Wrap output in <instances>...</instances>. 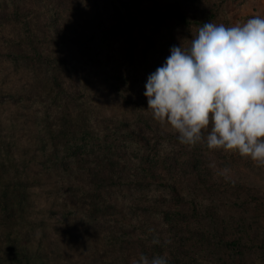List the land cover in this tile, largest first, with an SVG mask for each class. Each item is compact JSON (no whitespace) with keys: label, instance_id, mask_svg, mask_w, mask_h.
Segmentation results:
<instances>
[{"label":"rangeland","instance_id":"obj_1","mask_svg":"<svg viewBox=\"0 0 264 264\" xmlns=\"http://www.w3.org/2000/svg\"><path fill=\"white\" fill-rule=\"evenodd\" d=\"M254 15L264 0H0V264H264V167L181 144L143 95L204 22Z\"/></svg>","mask_w":264,"mask_h":264},{"label":"clouds","instance_id":"obj_2","mask_svg":"<svg viewBox=\"0 0 264 264\" xmlns=\"http://www.w3.org/2000/svg\"><path fill=\"white\" fill-rule=\"evenodd\" d=\"M144 88L152 118L181 144L204 143L264 167V16L230 26L204 22L187 47L170 48ZM229 171L219 174L227 179ZM133 264L168 260L141 253Z\"/></svg>","mask_w":264,"mask_h":264},{"label":"trees","instance_id":"obj_3","mask_svg":"<svg viewBox=\"0 0 264 264\" xmlns=\"http://www.w3.org/2000/svg\"><path fill=\"white\" fill-rule=\"evenodd\" d=\"M170 261L168 260V263H169Z\"/></svg>","mask_w":264,"mask_h":264}]
</instances>
